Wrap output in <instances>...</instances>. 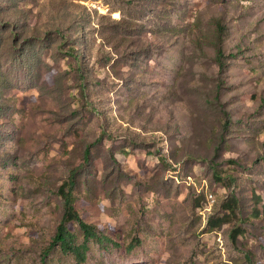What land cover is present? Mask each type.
I'll list each match as a JSON object with an SVG mask.
<instances>
[{"label": "rangeland", "instance_id": "rangeland-1", "mask_svg": "<svg viewBox=\"0 0 264 264\" xmlns=\"http://www.w3.org/2000/svg\"><path fill=\"white\" fill-rule=\"evenodd\" d=\"M74 170L83 264H264V0H0V264H80Z\"/></svg>", "mask_w": 264, "mask_h": 264}, {"label": "trees", "instance_id": "trees-1", "mask_svg": "<svg viewBox=\"0 0 264 264\" xmlns=\"http://www.w3.org/2000/svg\"><path fill=\"white\" fill-rule=\"evenodd\" d=\"M114 23L122 24L120 21H114ZM214 52H215V62L219 69V73L222 74L226 71L228 56L226 54L224 45L227 36V27L223 19L217 20L215 22L214 30ZM75 40V39H73ZM73 40H71L73 42ZM65 45V44H64ZM65 51H67L65 49ZM68 52V51H67ZM90 152L86 151V159L88 158ZM78 186V171L74 170L71 172L68 180L64 182L58 191V195L62 201L63 205V219L61 220L56 234L52 239L50 248L54 249L59 247L61 251L65 254L72 255L75 260L83 264L87 260V252L89 251V242L93 241L100 245L101 248H107L110 243H113L110 236H108L100 226H95L87 223L76 206V189ZM238 206V200L233 197L228 202L225 203L224 208H226L228 214L224 215L222 218H212L208 222L210 230L220 228L223 225L230 222V217L235 214L236 207ZM70 224H76L83 236V243H78V235L70 230ZM241 233V229L237 228L232 231L233 241H237V236ZM48 252L45 254L47 256ZM247 259L252 261L251 254H247Z\"/></svg>", "mask_w": 264, "mask_h": 264}]
</instances>
